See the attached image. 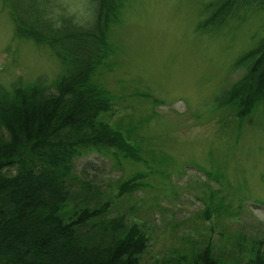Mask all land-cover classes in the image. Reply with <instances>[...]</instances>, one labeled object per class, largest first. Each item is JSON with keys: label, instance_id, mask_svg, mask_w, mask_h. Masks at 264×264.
<instances>
[{"label": "rangeland", "instance_id": "obj_1", "mask_svg": "<svg viewBox=\"0 0 264 264\" xmlns=\"http://www.w3.org/2000/svg\"><path fill=\"white\" fill-rule=\"evenodd\" d=\"M208 1L121 0L107 31L111 51L91 75L111 96L103 117L136 142L139 157L84 149L63 212L105 204L91 239L110 238L109 221L137 222L141 264H201L206 251L216 264H244L264 254V103L237 109L218 100L243 73L233 60L264 36V8L201 30ZM78 4L57 0L53 10ZM11 6L0 0V87L48 85L61 64L46 44L14 35ZM132 176L120 191L118 181Z\"/></svg>", "mask_w": 264, "mask_h": 264}, {"label": "trees", "instance_id": "obj_2", "mask_svg": "<svg viewBox=\"0 0 264 264\" xmlns=\"http://www.w3.org/2000/svg\"><path fill=\"white\" fill-rule=\"evenodd\" d=\"M11 3L14 35L46 44L61 70L48 85L34 80L0 87V264H141L137 255L145 235L137 222L125 227L123 221H109L115 230L111 237L91 239L97 236V217L105 204L99 210H78L76 203L70 217L63 212L69 193L66 179L79 181L71 170L84 149L139 157L136 142L103 117L111 109V96L91 76L111 51L107 31L121 0H99L95 23L88 29L70 21L53 29L54 20L45 16L55 14L57 0ZM252 7L264 8V0H210L197 28L218 29L230 19L242 20ZM231 68L243 73L223 90L219 104L248 109L264 103V36L240 53ZM131 178L138 177L118 181L120 191L129 189ZM200 259L201 264H216L207 251ZM244 264H264V254L257 252Z\"/></svg>", "mask_w": 264, "mask_h": 264}, {"label": "clouds", "instance_id": "obj_3", "mask_svg": "<svg viewBox=\"0 0 264 264\" xmlns=\"http://www.w3.org/2000/svg\"><path fill=\"white\" fill-rule=\"evenodd\" d=\"M99 7V0H79L77 7L70 9L63 18H57L59 10L54 9L53 13L45 16L51 22L53 29H60L64 26L65 21H70L71 24L79 29H88L93 26L96 20V10Z\"/></svg>", "mask_w": 264, "mask_h": 264}]
</instances>
